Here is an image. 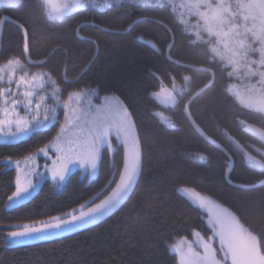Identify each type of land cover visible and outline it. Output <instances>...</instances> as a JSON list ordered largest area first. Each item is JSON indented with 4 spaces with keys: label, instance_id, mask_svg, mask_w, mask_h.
Segmentation results:
<instances>
[{
    "label": "trees",
    "instance_id": "16d2710c",
    "mask_svg": "<svg viewBox=\"0 0 264 264\" xmlns=\"http://www.w3.org/2000/svg\"><path fill=\"white\" fill-rule=\"evenodd\" d=\"M12 60L48 76L62 100L77 91L115 96L135 128L140 160L131 190L112 214L59 239L0 243V264H176L169 251L174 240L210 233L184 189L220 204L264 253V143L240 125L264 134V114L228 94L229 68L205 42L194 41L169 8L121 0L56 18L47 15L41 0L0 4V65ZM170 77L185 87L173 107L152 96ZM185 110L223 151L197 134ZM53 134L47 129L23 142L0 141V225L31 224L97 203L112 189L122 167L118 147L101 150L95 176L77 171L60 189L43 180L28 202L6 208L15 191L9 163L37 152ZM246 153L263 167L246 162ZM230 163L231 184L225 179ZM8 230L0 227V236Z\"/></svg>",
    "mask_w": 264,
    "mask_h": 264
},
{
    "label": "rangeland",
    "instance_id": "374dc122",
    "mask_svg": "<svg viewBox=\"0 0 264 264\" xmlns=\"http://www.w3.org/2000/svg\"><path fill=\"white\" fill-rule=\"evenodd\" d=\"M17 1L0 0V4L11 5ZM41 1L47 15L56 18L75 9L91 7L100 10L121 3V0ZM135 1L169 8L193 40L205 42L210 53H216L229 68L232 80L227 85L228 94L237 103L264 114V0ZM183 91V84L170 77L167 82H159L152 96L159 104L173 107ZM14 101H19V104L14 105ZM26 105L27 111L21 113L24 117L31 115L45 119L52 117L55 112V126L50 125L48 128L54 132L49 142L54 141L61 128L66 129L71 124L73 130L79 132L87 157L96 163V173L101 150L120 148L122 167L112 189L101 200L109 198L113 192L122 195L121 202L126 198L136 179L140 154L133 123L115 96L100 97L94 91H77L62 100L54 81L43 72H29L18 60L0 65V122L8 120ZM164 120L171 124L170 119ZM240 125L264 143L263 133L244 122H240ZM0 141L5 140L0 137ZM54 151H50L49 157L43 154L36 157L40 172L46 171L43 167L45 164L51 167L55 159ZM244 158L257 168L263 167L259 158L248 153ZM9 164L16 172L15 162ZM69 168L68 178L77 171L79 175L84 172L83 177L96 175H92L90 169H82L79 164L69 165ZM68 178L63 184H55L48 172L44 180H49L54 189H60ZM182 193L202 210L210 233L205 237L192 232L189 238L174 240L169 251L175 255L176 264H264V253L259 251L255 238L230 212L193 190L184 189Z\"/></svg>",
    "mask_w": 264,
    "mask_h": 264
},
{
    "label": "snow or ice",
    "instance_id": "6c2138e0",
    "mask_svg": "<svg viewBox=\"0 0 264 264\" xmlns=\"http://www.w3.org/2000/svg\"><path fill=\"white\" fill-rule=\"evenodd\" d=\"M30 103L31 101H29ZM13 104H19V101H14ZM23 111H27V105L14 112L8 120L0 122V137H3L8 144L23 142L25 138L47 130L50 125L55 126V112L50 118L39 119L31 115L24 117L21 115ZM52 149L55 150L53 153L55 159L52 160L51 167H48L47 164L43 165L46 171L42 173L38 170L40 166L37 164L36 157L40 154L49 157ZM75 164H79L82 169H90L92 175L96 174V163L89 160L79 132L74 131L70 124L66 129L61 128L53 142H49L39 148L37 152L23 157L22 160L15 161V191L8 196L9 203L5 207L15 208L23 202H28L33 192L40 188L41 181L45 179L48 172L51 173L53 183L63 184L70 172L69 165ZM121 200L122 195L113 192L109 198L99 200L98 203L92 201L88 204H80L78 208L60 212L31 224L0 225V227L10 229L6 234L0 236V243L7 247L27 246L34 242L62 238L66 234L76 233L109 216L119 208Z\"/></svg>",
    "mask_w": 264,
    "mask_h": 264
},
{
    "label": "water",
    "instance_id": "95a60500",
    "mask_svg": "<svg viewBox=\"0 0 264 264\" xmlns=\"http://www.w3.org/2000/svg\"><path fill=\"white\" fill-rule=\"evenodd\" d=\"M208 85H209V84H208ZM185 113H186V115H187V117H188V120H189L191 126H192L193 129L197 132V134L200 135V136H201V137H202L207 143H209V144H211L212 146H214L215 148H217V149L223 151L222 148H221L217 143H215L211 138H209L208 136H206V134L203 133V132L199 129V127L193 122V120H192L191 117L189 116L187 110H185ZM231 168H232V164H230V167H229V169L227 170V172H226V174H225V179H226V181H227L229 184H231V183L229 182V180H228V176H229V173H230Z\"/></svg>",
    "mask_w": 264,
    "mask_h": 264
},
{
    "label": "bare ground",
    "instance_id": "6f19581e",
    "mask_svg": "<svg viewBox=\"0 0 264 264\" xmlns=\"http://www.w3.org/2000/svg\"><path fill=\"white\" fill-rule=\"evenodd\" d=\"M231 164V163H230ZM230 167V166H229Z\"/></svg>",
    "mask_w": 264,
    "mask_h": 264
}]
</instances>
